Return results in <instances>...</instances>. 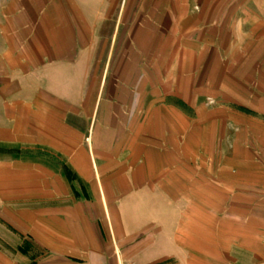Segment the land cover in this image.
I'll list each match as a JSON object with an SVG mask.
<instances>
[{
	"label": "crops",
	"instance_id": "0c3cea01",
	"mask_svg": "<svg viewBox=\"0 0 264 264\" xmlns=\"http://www.w3.org/2000/svg\"><path fill=\"white\" fill-rule=\"evenodd\" d=\"M0 260L264 264V0H0Z\"/></svg>",
	"mask_w": 264,
	"mask_h": 264
},
{
	"label": "rangeland",
	"instance_id": "374dc122",
	"mask_svg": "<svg viewBox=\"0 0 264 264\" xmlns=\"http://www.w3.org/2000/svg\"><path fill=\"white\" fill-rule=\"evenodd\" d=\"M210 103H213L212 101H209ZM0 264H7V260H0Z\"/></svg>",
	"mask_w": 264,
	"mask_h": 264
}]
</instances>
